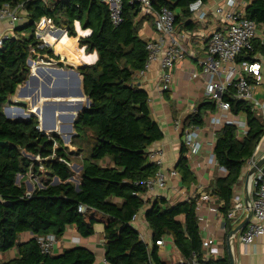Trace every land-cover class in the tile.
Here are the masks:
<instances>
[{"label": "trees", "instance_id": "16d2710c", "mask_svg": "<svg viewBox=\"0 0 264 264\" xmlns=\"http://www.w3.org/2000/svg\"><path fill=\"white\" fill-rule=\"evenodd\" d=\"M194 1L155 0L154 4L174 11L177 28L193 31L201 23L192 18L189 10ZM21 3L27 21L18 24L13 36L0 48V264H94L97 256L85 246L67 248L59 255L42 253L34 237L54 234L61 239L69 228H75L83 238H89L98 224L103 226L108 264H169L159 256L155 243L165 236L173 239L184 259L194 252L201 254L202 237L196 214L200 195L171 207L162 197L147 201L143 196L147 192L145 181L158 170L149 158V148L162 140L164 133L152 115L148 92L135 77L148 58L147 41L139 34V19H144L139 5L124 0L123 22L114 26L108 7L100 0H0V7ZM244 13L264 27V0H252ZM77 22L83 30L91 31L80 39V45L88 52L97 51L98 59L78 69L91 106L75 119L76 134L71 145L77 149L70 150L59 135H47L37 128V116L10 120L4 105L29 79V58L38 53L55 58L49 47L39 48L43 43L40 38L55 52L68 54L73 64L88 61L77 49L76 38H67L65 30L60 29L65 28L70 37H76ZM257 53L264 56V31L263 39L254 40L253 51H244L239 60H251ZM44 65L42 62L35 70ZM225 99L231 112L245 117L248 124L242 137L233 124L224 125L216 134L214 154L218 165L227 170V176H216L204 190L217 198L219 210L227 216L242 179V168L255 154L264 135V116L249 101L230 93ZM33 110L39 115L37 109ZM206 110L215 111L214 103L207 97L185 118L183 129L203 126ZM57 127L64 130L61 122ZM40 128L43 130V123ZM186 152L182 143L175 168L181 177L180 184L190 188L197 179ZM62 158L71 163L73 158H81L78 189L71 179L76 175L72 166ZM30 172L41 177L42 186L36 185L27 196ZM55 177L59 179L57 184H53ZM147 203L144 218L152 230V247L132 225L133 217ZM179 215H184L183 221L177 219ZM26 232L34 237L20 242ZM10 251H15L14 257L9 256ZM217 263L229 264L222 259Z\"/></svg>", "mask_w": 264, "mask_h": 264}, {"label": "crops", "instance_id": "0c3cea01", "mask_svg": "<svg viewBox=\"0 0 264 264\" xmlns=\"http://www.w3.org/2000/svg\"><path fill=\"white\" fill-rule=\"evenodd\" d=\"M252 0H241L239 9L245 11L246 6ZM225 0H210L207 4L209 15L207 19L200 23L198 29L189 31L192 33V39L190 45L198 53V57L203 56V40L205 37L210 35L215 29L221 28L224 26V21L221 17L217 16L214 12V9L224 3ZM142 23L139 29L140 37L145 41H158L161 39V34L156 30L152 18L139 19ZM27 21V18H24L20 21L19 24H23ZM65 30V35L67 38H76L77 49L80 50L83 59L88 61L83 62L81 65H76L71 62L68 54L62 55L61 53L55 52L52 46L46 45L49 47L55 55V58L50 57L47 53L38 54L34 59L40 58L39 55H42V62H45L46 67H40L37 70L36 79L30 80V87L26 92L24 91V84L20 85L16 93L9 97V103L5 106L7 113L11 116L12 119L21 118V108H24L26 113L34 114L31 112L34 108L40 110L39 115L34 114L39 118V127L44 123L45 126L51 127L53 123V112L56 111L57 114H71L77 113L74 108H61L58 104L62 101H70L71 99L79 98L75 97L74 93L77 91L78 79L76 75L68 74L63 80L59 79L56 82V76L53 75L51 69H56L58 72L61 70L70 73V69L74 68L79 73V77L82 81V75L79 72V68L86 65L94 64L98 59L97 51L88 52L86 51L85 46L80 45V39L82 37L88 36L90 30H83L80 23H76L77 36L70 37L65 28H60ZM10 30V23L8 20L0 21V36ZM188 31L187 29H183ZM264 27H259V33L255 39H263ZM41 45V47H44ZM163 57V53H160V59ZM253 58L258 60L261 64V74L260 79L257 80L254 76H249L251 82L254 85V97L256 100L264 104V56L260 53H257ZM40 62V64H42ZM43 66V65H41ZM195 67L194 59H185L179 61L172 70V85L168 91H163L161 88V75L162 69L159 61L154 62L150 69L144 74H140L139 71L135 73L136 81L140 86H142L149 94V104L152 111L154 119L158 122L160 127L163 130L164 137L162 140L154 143L149 151L158 150L161 151L162 157L164 159V167L166 170L175 168L180 157L181 146L183 143V131L187 129H181L177 125L183 123L185 118L192 113V108H198L201 104L206 101V96L204 95L203 81L201 79L193 80L189 76V71ZM62 72V71H61ZM63 73V72H62ZM47 76H52L53 80H49ZM82 86V83H81ZM49 90L50 94L46 91ZM47 93V94H46ZM55 93V94H54ZM66 94V95H64ZM21 101H24L25 104H22ZM57 101L56 107L53 105L44 112V106L46 104H54ZM75 101V100H74ZM21 104L24 107H18L17 103ZM84 99L81 100V105L84 108L83 103H86ZM7 103V102H6ZM67 104V102L65 103ZM262 115L264 111L262 109L257 110ZM70 112V113H69ZM177 113V116L175 115ZM42 114V115H41ZM214 112L206 110L205 112V121L201 127L200 139L203 142V149L200 154L194 157L198 161V164L193 166V171L196 176V183L191 185L190 188L183 187L180 184L178 179H172L168 182V187L165 189L155 188L153 191H150L146 194V200L154 201L156 198H164L168 201L167 206L171 207L179 202L188 201L189 198H192L195 195H200V202L202 206L199 209V212L204 215L208 220V227L201 231L202 239L209 233L214 234L218 238V243L222 249V255H220V260H227L231 264L229 255L232 254L234 259V264H264V239L259 238L255 240L252 244L245 246L240 241V232H237L234 237L231 239V242L228 241V234L233 231L238 225L239 221L231 220L229 224L224 223L220 214L215 213L210 210L209 206L211 203L209 201H204L203 197L205 195V188L210 184L211 180L216 176H224L225 173L219 168L214 167L213 169L207 164V158L210 155V150H213L214 143L216 141V133L220 129L216 125H211L210 117ZM41 115V116H40ZM176 116V117H175ZM46 117V118H45ZM43 119V120H42ZM243 120H246L242 116ZM61 122V126L65 131H69V126L71 125V120L68 117L59 118L58 124ZM40 130H42L40 128ZM44 131V130H43ZM48 132V131H45ZM59 134V133H58ZM66 146V144H65ZM70 150H76L75 146H72L70 143L67 145ZM255 156L258 160L264 158V135L256 149ZM72 166L78 167L75 171V176L73 179L76 180L77 185L80 182L82 163L77 161L72 162ZM249 173L242 172V179L240 184L236 187V193H238L244 204H245V183ZM79 180H78V179ZM41 177L34 175L33 178L30 177L26 180V185L28 191H33L35 186H42ZM31 182H34L33 186ZM251 184V183H250ZM198 198V199H199ZM149 204L147 203L139 212V217L137 221L132 222V225L139 230L141 235L144 238V241L147 242L150 246H153L152 242V230L147 224L144 215L148 208ZM246 206V205H245ZM242 215L244 218L248 215L249 211L247 207L242 210ZM184 217V216H183ZM182 216L180 218L183 219ZM98 224L95 226V234L89 238H83L75 228H69L67 234L58 239V243L55 245L52 254L59 255L65 249L71 248L74 246H85L92 250L96 256L97 260L94 264H105V240L103 234V226L101 231L99 230ZM34 235L31 232L23 233L20 237V242H27L32 239ZM171 251H176L180 254V259H177L174 264H179L184 258L178 249L175 246V243L171 237L168 236L167 246L158 247V253L161 259L166 261L169 264H172V255ZM10 257L15 256V251L9 252ZM2 255L0 254V258Z\"/></svg>", "mask_w": 264, "mask_h": 264}, {"label": "built area", "instance_id": "2783aa9c", "mask_svg": "<svg viewBox=\"0 0 264 264\" xmlns=\"http://www.w3.org/2000/svg\"><path fill=\"white\" fill-rule=\"evenodd\" d=\"M100 1L108 7L111 23L114 26L121 24L123 22L124 0ZM154 1L130 0L131 3L139 5L141 17L153 19L156 30L161 34V39L158 41L150 40L147 42L148 58L144 67L139 70L140 74H144L154 62L159 61L162 69L161 88L163 91H168L172 85V70L176 64L187 58L194 59L195 67L189 71V76L193 80L201 79L203 81L204 95L215 105V111H213L214 114L211 115L209 123L218 126L219 130L226 124H233L238 128L240 137H242L248 130L247 121L243 120L242 116L234 115L231 112V105L225 99V95L230 93L239 100L251 102L256 110L262 109L264 111V104L254 97V85L249 78V76H254L257 80L260 79L261 64L255 58L239 60L244 51L248 54L254 49V40L259 33L257 22L246 17L245 13L239 9L241 0H225L224 3L214 9L215 14L224 21V26L215 29L210 35L205 37L203 40L205 46L203 47L204 55L198 57L196 50L189 44L192 39V33L177 28L174 11L167 6L157 8ZM207 4L202 0H196L189 5L190 13L195 21L203 22L207 19L209 15ZM25 17L24 3L16 6L4 4L0 7V21L8 20L10 23V30L0 36V48L3 47L7 39L13 36L14 28ZM39 48L43 47L40 45ZM160 53H163L161 59ZM41 56L39 55L40 58L37 60L31 58L34 62L33 66H30L31 72H34L40 62L43 61ZM195 111L196 108H192V113ZM177 126L181 129L183 128L180 123ZM201 127L191 126L183 134V143L187 148L186 156L192 170L193 166L198 164L194 157L200 154L203 149V142L200 139ZM37 128L40 130L39 125ZM55 146H57V143H55ZM149 158L157 164L158 170L153 177L145 181L147 187V192L143 195L145 200L146 194L155 188L165 189L168 187L169 180H181L176 168L165 169L161 151H150ZM39 159L40 157H37V160ZM61 160L72 166L71 162L63 158ZM258 161L254 154L247 159L242 172L249 173L252 168L256 167ZM207 164L212 169L219 167L225 173L224 176L218 177L227 176V170L218 165L214 154V146L213 150H210ZM29 175L31 178L34 177L33 172H30ZM31 193L32 191H28L27 196H30ZM203 200L211 203L209 206L210 210L220 214L224 221L223 225L227 224V219L239 222L244 219L242 210L246 206L238 193L234 195L233 205L227 216L219 210L215 196L205 191ZM201 206L202 203L199 198L196 204V214L200 234L201 231L208 227L207 218L199 212ZM79 210L82 211L83 207L81 206ZM250 213L249 222L240 231V241L245 246L252 244L259 238L264 239V165L258 167L251 177ZM180 216L183 217L184 215H179L177 219L183 221L184 217L182 219ZM138 217L139 213L133 217L132 222L137 221ZM141 237L144 240L142 235ZM34 238L39 244L42 253H52L58 243V239L54 234L35 236ZM167 239L168 236H165L155 243L158 247H166ZM220 255H222V249L218 243V238L214 234L209 233L202 239L201 254L194 252L189 258L183 259L179 264H219L217 261L220 260ZM105 264H108L106 260Z\"/></svg>", "mask_w": 264, "mask_h": 264}, {"label": "water", "instance_id": "95a60500", "mask_svg": "<svg viewBox=\"0 0 264 264\" xmlns=\"http://www.w3.org/2000/svg\"><path fill=\"white\" fill-rule=\"evenodd\" d=\"M28 64L29 66H33L34 62L31 58L28 59ZM52 70V73L53 75L56 76V82L61 79L63 80L64 78H66V76L68 74H74L76 75L77 79H78V87H77V91H75L74 93V96L75 97H79L78 99L75 98V99H71L70 101H62V102H59L58 104L60 105L61 108H66L67 106L69 108H74L77 112L81 113L85 108H88L91 106V101L89 99V97H87L83 91V87L81 86V78L79 77V73L77 72V70H75L74 68H71L69 71L70 73H66V71H63L61 70L60 72H58L56 69H51ZM47 78L51 81L53 80V77L52 76H47ZM36 79V74L35 72H31L30 76H29V79L25 82V92L27 91V88H28V84L30 83V80H34ZM48 94H50V91L47 90L46 91ZM46 93V94H47ZM55 94V93H54ZM66 95V94H64ZM87 100V106L85 108H83V106L81 105V100L82 98H84ZM75 100V101H74ZM22 104H25L24 101H21ZM55 103L54 104H46L44 106V112L46 113V111L50 108L51 105H53L54 107H56L57 105V101H54ZM67 102V104H65ZM21 118H24V119H12L11 116L7 113V110H6V107H4V113L6 115V117L10 120H28L30 119L32 116H35L34 114H30V113H26L24 108H21ZM39 113H41V109L38 110ZM76 114L77 113H71V114H57L56 111L53 112V123L51 125L50 128H52V130L56 129L57 128V124H58V120L59 118H65V117H68L70 120H71V125L69 126V130L70 131H73L74 130V122H75V119H76ZM46 118V117H45ZM46 127V126H45ZM50 130V132H45L43 130H41L44 134H47L50 133V134H57L58 133L56 131H52ZM76 134V133H75ZM71 140L70 138V135L66 137V141L69 142ZM262 165H264V158L259 160L257 162V165L256 167L252 168V170L249 172V175L246 179V183H245V205L247 207V210L249 211L248 215L239 223V225L233 230L231 231L229 234H228V241L231 242V239L234 237V235L237 233V232H240L241 230H243V228L246 226V224L249 222L250 220V217H251V213H250V202H251V177H252V174L254 172H256L257 168L258 167H261ZM74 167V166H72ZM19 179H20V176H18L17 178V182H19ZM72 179V178H71ZM59 182V179L57 177L54 178L53 180V184H57ZM77 189H78V185H77ZM230 257V260H231V264H234V259H233V256L232 254L229 255Z\"/></svg>", "mask_w": 264, "mask_h": 264}, {"label": "rangeland", "instance_id": "374dc122", "mask_svg": "<svg viewBox=\"0 0 264 264\" xmlns=\"http://www.w3.org/2000/svg\"><path fill=\"white\" fill-rule=\"evenodd\" d=\"M37 30H38V28L36 29V35H37V38H40L39 37V35H38V33H37ZM42 41H43V44H44V39L43 38H40ZM43 44H41V45H43ZM44 46V45H43ZM45 47V46H44ZM52 51V50H51ZM53 52V51H52ZM53 53H55V52H53ZM30 85V84H29ZM23 86H26L25 84L23 85ZM28 86V85H27ZM28 88H30L29 86H28ZM82 99H84L85 101H87L86 99H85V97L84 98H82ZM9 103V101H7V103L4 105V107L7 105ZM17 103V102H16ZM83 105H84V108L87 106V102L86 103H83ZM17 106L18 107H24V106H21V104H19V103H17ZM34 109H36V108H34ZM38 110V109H37ZM33 111H35V110H33ZM18 119H24V118H18ZM39 119V118H38ZM43 130L44 131H48V127L46 126L45 127V125H44V123H43ZM53 131H56L57 133H61V134H58L59 135V137L62 139V141H63V143H64V145L66 144V146L67 145H69V143L71 144V141H72V139H73V136H75V133H76V131H75V129L73 130V131H65V130H62V128L61 127H57L56 129H54ZM63 132V133H62ZM48 135H51L50 133H48ZM70 135V138H71V140L69 141V142H67L66 141V137L67 136H69ZM70 149V148H69ZM73 161H77L78 163H80L81 162V158H73L72 159ZM73 168V170H74V172L78 169V167H76V166H74V167H72ZM78 179V178H77ZM79 180V179H78ZM72 181L74 182V183H76L77 184V182H76V180L75 179H73L72 178ZM32 183V185L34 186L35 185V183L34 182H31ZM27 190H28V188H27ZM101 227H102V225H99V230L101 231L102 229H101ZM149 242H152V240L151 241H149ZM170 255H172V264H174V262L177 260V259H180V254L179 253H177L176 251H171L170 252Z\"/></svg>", "mask_w": 264, "mask_h": 264}, {"label": "bare ground", "instance_id": "6f19581e", "mask_svg": "<svg viewBox=\"0 0 264 264\" xmlns=\"http://www.w3.org/2000/svg\"><path fill=\"white\" fill-rule=\"evenodd\" d=\"M34 72H37V71L35 70ZM31 112H33L34 114H36L35 111H33V110H32ZM36 115H37V114H36Z\"/></svg>", "mask_w": 264, "mask_h": 264}]
</instances>
